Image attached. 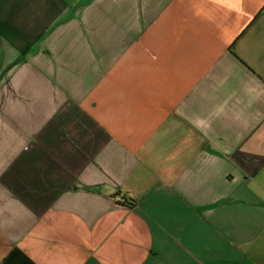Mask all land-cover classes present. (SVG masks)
<instances>
[{
    "label": "crops",
    "instance_id": "crops-1",
    "mask_svg": "<svg viewBox=\"0 0 264 264\" xmlns=\"http://www.w3.org/2000/svg\"><path fill=\"white\" fill-rule=\"evenodd\" d=\"M0 264H264V0H0Z\"/></svg>",
    "mask_w": 264,
    "mask_h": 264
},
{
    "label": "trees",
    "instance_id": "trees-1",
    "mask_svg": "<svg viewBox=\"0 0 264 264\" xmlns=\"http://www.w3.org/2000/svg\"><path fill=\"white\" fill-rule=\"evenodd\" d=\"M130 203H131L132 205H134V204H135V202H133V201H131Z\"/></svg>",
    "mask_w": 264,
    "mask_h": 264
}]
</instances>
